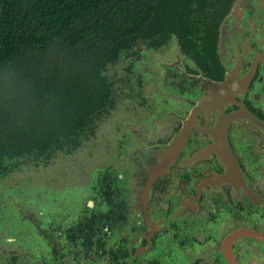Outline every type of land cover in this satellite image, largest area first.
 I'll return each instance as SVG.
<instances>
[{
	"label": "flooded vegetation",
	"instance_id": "flooded-vegetation-1",
	"mask_svg": "<svg viewBox=\"0 0 264 264\" xmlns=\"http://www.w3.org/2000/svg\"><path fill=\"white\" fill-rule=\"evenodd\" d=\"M159 14L117 56L136 127L119 161L13 197L0 264H264V0H164Z\"/></svg>",
	"mask_w": 264,
	"mask_h": 264
},
{
	"label": "trees",
	"instance_id": "trees-1",
	"mask_svg": "<svg viewBox=\"0 0 264 264\" xmlns=\"http://www.w3.org/2000/svg\"><path fill=\"white\" fill-rule=\"evenodd\" d=\"M163 1L0 0V69L40 81L31 100L0 108V170L62 149L88 126L110 96L106 65L131 50ZM27 55L35 60L24 65Z\"/></svg>",
	"mask_w": 264,
	"mask_h": 264
},
{
	"label": "water",
	"instance_id": "water-1",
	"mask_svg": "<svg viewBox=\"0 0 264 264\" xmlns=\"http://www.w3.org/2000/svg\"><path fill=\"white\" fill-rule=\"evenodd\" d=\"M160 18L161 14L155 10L142 32V38L146 39L150 32L155 31V27L161 21ZM131 55L130 49L120 53V57L131 58ZM121 63L118 58L109 62L102 73L103 77L114 84L111 95L113 105L109 108V112L101 110L90 114L88 126L83 131L77 132L78 136H73L62 149L47 150L41 154L10 161L13 166L10 164L5 170H0V185H12L11 190L15 193L18 192L19 185L13 184H18L24 177H35L30 175L34 171L45 174L56 167L58 174H61L63 169H68L70 175L83 178L97 176L96 171L101 168L111 169L117 164L121 150L118 145L123 138H133V131L136 128L130 115L121 117V113L124 112L123 103L130 101L131 82L135 80L132 77L131 63ZM115 92L119 94V98L115 96ZM85 170L90 172L84 173ZM51 177L44 180L51 184V179L63 176Z\"/></svg>",
	"mask_w": 264,
	"mask_h": 264
},
{
	"label": "clouds",
	"instance_id": "clouds-1",
	"mask_svg": "<svg viewBox=\"0 0 264 264\" xmlns=\"http://www.w3.org/2000/svg\"><path fill=\"white\" fill-rule=\"evenodd\" d=\"M55 46V42L49 46L47 54L50 59V52ZM34 91L32 81L19 74L16 70L0 69V108H7L31 100Z\"/></svg>",
	"mask_w": 264,
	"mask_h": 264
},
{
	"label": "rangeland",
	"instance_id": "rangeland-1",
	"mask_svg": "<svg viewBox=\"0 0 264 264\" xmlns=\"http://www.w3.org/2000/svg\"><path fill=\"white\" fill-rule=\"evenodd\" d=\"M34 60L35 59H31L30 58V55H27V56H25L22 59V64L28 65L29 63H31ZM25 75H27L25 78H27V79L32 81V85H33V87L35 89V87L39 85L40 81L34 80L32 75L31 74L29 75V73H26ZM57 174H58V171H57L56 167L53 168L50 173L47 172V173L43 174L40 171L31 172L30 175L31 176H35V177H33V178L30 177V176L24 177V178L21 179V181H19L18 184H13V185H19V187L17 188L18 192L15 191V193H14V191L11 190L12 189L11 188L12 185H10V186H2V185H0V210L6 209L9 206V204H10V200H13V197H15L16 195H18L20 193H25V192H32L31 190H29V188L31 186H34L32 184L35 183V181H40L41 182V180H44L46 178L48 179L49 177L52 178L51 176H54V175L55 176H63V177L72 176V175H70L71 173H70V171L68 169H63L61 174H58V175ZM30 179H33V180H30ZM78 180L81 181L82 179L79 178ZM14 188L16 189V187H14Z\"/></svg>",
	"mask_w": 264,
	"mask_h": 264
}]
</instances>
